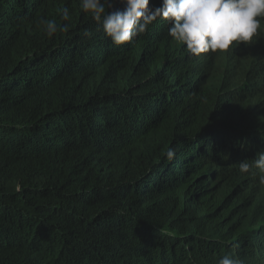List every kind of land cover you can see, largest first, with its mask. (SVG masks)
<instances>
[{
  "label": "trees",
  "instance_id": "1",
  "mask_svg": "<svg viewBox=\"0 0 264 264\" xmlns=\"http://www.w3.org/2000/svg\"><path fill=\"white\" fill-rule=\"evenodd\" d=\"M170 26L116 46L80 0H0V264H264V172L239 171L264 39L197 57Z\"/></svg>",
  "mask_w": 264,
  "mask_h": 264
},
{
  "label": "clouds",
  "instance_id": "2",
  "mask_svg": "<svg viewBox=\"0 0 264 264\" xmlns=\"http://www.w3.org/2000/svg\"><path fill=\"white\" fill-rule=\"evenodd\" d=\"M124 9L109 11V0H80L84 12L98 22L106 37L116 46L126 45L146 32L158 18L169 22V36L186 46L193 56L209 52H227L235 44H250L258 37L264 22V0H162L161 6L150 8V0H120ZM61 17L70 20L67 8L62 9ZM49 36L57 31V24L45 22ZM68 24L63 26L67 30ZM85 36H90L87 30ZM171 159L174 151L166 153ZM264 172V151L257 154L249 163H239L242 174L251 168ZM264 183V176L260 177ZM219 264H244L238 258L223 256Z\"/></svg>",
  "mask_w": 264,
  "mask_h": 264
},
{
  "label": "rangeland",
  "instance_id": "3",
  "mask_svg": "<svg viewBox=\"0 0 264 264\" xmlns=\"http://www.w3.org/2000/svg\"><path fill=\"white\" fill-rule=\"evenodd\" d=\"M259 31L262 34V39H264V22H262V26H261V29ZM261 206H264V204H262Z\"/></svg>",
  "mask_w": 264,
  "mask_h": 264
}]
</instances>
